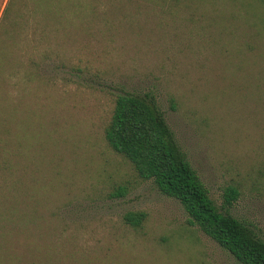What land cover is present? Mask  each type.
<instances>
[{"label":"rangeland","instance_id":"rangeland-1","mask_svg":"<svg viewBox=\"0 0 264 264\" xmlns=\"http://www.w3.org/2000/svg\"><path fill=\"white\" fill-rule=\"evenodd\" d=\"M43 4L50 56L0 136V264H242L105 128L119 93L153 95L215 202L237 186L229 211L264 239V0Z\"/></svg>","mask_w":264,"mask_h":264},{"label":"trees","instance_id":"trees-1","mask_svg":"<svg viewBox=\"0 0 264 264\" xmlns=\"http://www.w3.org/2000/svg\"><path fill=\"white\" fill-rule=\"evenodd\" d=\"M43 2L0 0V136L11 129L19 115L21 99L16 92L30 88L40 75L39 59L50 56L43 46L53 26ZM105 138L131 162L139 177L153 180L162 193L178 199L189 222L198 225L240 263L264 264V239L251 224L229 211L240 195L239 188L227 186L222 206L215 202L153 95L119 93ZM126 194V187L119 186L111 196ZM146 217L147 213L139 210L128 211L123 219L138 228Z\"/></svg>","mask_w":264,"mask_h":264}]
</instances>
